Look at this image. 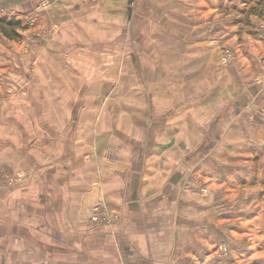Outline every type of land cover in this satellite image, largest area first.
<instances>
[{
	"label": "clouds",
	"instance_id": "9594fccd",
	"mask_svg": "<svg viewBox=\"0 0 264 264\" xmlns=\"http://www.w3.org/2000/svg\"><path fill=\"white\" fill-rule=\"evenodd\" d=\"M203 5L204 0H0V16L7 14V20L0 22V130L5 136L20 137L24 129L18 133L19 124L36 128L62 122L68 129L63 133L64 147L70 153L82 131L77 118L89 106L84 102L95 100L91 108L99 109L107 103L105 96H114L134 75L151 78L143 55L152 44L155 53L175 61L169 80L175 86V106L169 116L175 118L176 130L186 131V147L173 171L183 168L195 176L193 169L211 168L218 157L252 150L251 144L260 145L255 150L264 155V103L253 106L249 94L241 95L242 90L257 91L250 81L264 84V64L258 62L249 72L241 63L240 50L250 45L237 44L235 39L221 43L223 36H209L205 24L197 23ZM13 17L18 23L10 27ZM164 17L166 25L156 34L153 21ZM250 18L264 39V15ZM245 24L242 20L239 27L243 30ZM176 34H182L178 43L168 38ZM198 40L204 43L198 46ZM260 55L264 56V47ZM193 113L205 123H195ZM224 121L230 128L222 139L217 127ZM29 136L16 149L7 146L5 152L14 157L15 151L31 148L34 154L38 142L34 144ZM216 144H223L221 151L209 152ZM81 171L79 180L89 185L96 181L97 194L91 202H75L78 208L55 236L56 247H45L50 241L41 245L0 239L2 264H187L191 254L187 247L196 241V228L182 221V227H174L175 213L166 223L154 221L155 213L147 208L138 217L130 207L125 213L126 205L136 203L129 189L127 194L105 191L103 180ZM198 179L190 187H198ZM230 179L226 177L225 183ZM116 197L125 204L112 212ZM228 211L217 201L198 214L200 222L195 224L213 225L218 214ZM105 222L107 228L102 226Z\"/></svg>",
	"mask_w": 264,
	"mask_h": 264
},
{
	"label": "crops",
	"instance_id": "0c3cea01",
	"mask_svg": "<svg viewBox=\"0 0 264 264\" xmlns=\"http://www.w3.org/2000/svg\"><path fill=\"white\" fill-rule=\"evenodd\" d=\"M228 2L229 0H204V5L198 9L202 13V17L197 23L205 24L206 29L209 30V36H215L217 39L223 36L221 43L232 40L235 34L232 33L234 26L230 21L229 9L226 7ZM195 26L194 24L193 27ZM180 35L182 34L175 37V42H179ZM203 43V40L196 41L198 46ZM255 47L256 43L251 50H254ZM250 57H252L251 53ZM249 83L251 88H255L257 91L251 94L250 89H246L242 90L241 95L249 94L248 103L253 106L264 103V84L261 82L251 83V81ZM170 92V85H168L166 97L173 102ZM166 103L164 101L157 107L166 109V107L174 108L175 106L171 102ZM106 104L112 106L115 103L110 101ZM152 107H156V105ZM192 115L195 123H205L195 113ZM257 116H259V112L253 119H256ZM115 118L119 117L114 115ZM91 120L82 109L77 118V123L82 125V131L78 133L75 149L70 153L66 152L64 147L63 133L68 129L63 126L62 122L48 123V128L52 131L44 132L34 131L31 126L25 128L24 124L17 122L19 127L16 131L19 133L21 129H24L20 137L5 136L0 130V140L4 141V143H0V162L8 169L25 170L30 175L23 186L0 193V239L5 243L11 241L41 245H45V241H50L45 247L54 249L57 244L55 236L60 233L64 223L70 219L73 209L78 208L75 202L81 199L91 202L96 197V181L89 185L86 181L79 180V177L84 175L81 169H84L104 181L105 191L116 193L123 191L127 194L129 189L133 193L131 199L136 203L126 205L125 213L130 207V212L138 217L139 211L143 212L147 208L150 212L155 213L152 219L160 223H166L172 219L173 213H175L174 227H182V221L190 223L189 227L196 228L197 231L193 233L196 236V241H192L187 247V251L191 252L187 264L194 262L195 259H198L196 261L198 264H264V211L243 212L240 217L236 215L235 221L228 220L226 227L223 228L215 223L208 225L206 221L195 224L200 222L198 214L206 212L208 209V204L205 206L204 201L211 202V199L177 191L179 183L182 184L189 172L183 168L173 171L174 168L179 167L176 161L180 152L186 147V131L175 129L174 117L165 113V117L160 121L162 131L147 144L146 148L143 140L135 135H127L125 137V141L128 142L127 147L122 150V154L120 153L119 163L110 168L101 163V160L104 161L102 154L101 159L96 161L97 166H88L87 163H84L85 155L91 151L86 145L87 124ZM38 125L36 128H39ZM225 125H227V121L217 127L222 139L227 137L228 128H230ZM114 132L107 131L115 137ZM24 136L34 137V144L38 142L34 154H30L33 152L31 148L27 151L23 148L15 151L14 157L5 152V148L9 145L12 149H16V145L21 142ZM103 138L100 137L98 140L103 142ZM116 138L119 139L118 136ZM95 140L97 139L95 138ZM200 142L204 145L203 139ZM45 143L50 150L41 151V144L45 146ZM258 147L260 145H248V148L252 150L241 149L237 155L226 159L222 156L218 157L212 162L213 167L204 171L193 169V172L195 176L202 178L208 188L214 191L222 188L227 192L234 185L232 182L243 175L250 183L255 180L256 184L259 183L258 186L264 187V155L254 156L258 152L255 150ZM93 148L96 150L99 147L95 143ZM222 148L223 144H216L215 149L209 147V152H219ZM141 149H145V151ZM136 151H142V154L146 152L144 163L140 168H137L135 164ZM94 155L96 156L97 153ZM186 159L187 157H184V160ZM49 160L51 165L47 162ZM41 169H43L42 173ZM222 169L224 170L222 171ZM77 173L80 174L76 175ZM226 177L231 178L228 183H225ZM240 183L238 182V184ZM175 193L184 195L186 199L178 200ZM248 198L259 200V196H249ZM122 204H125L122 198H114V207L111 211L115 212ZM82 227L86 226L82 225ZM218 238H222V242H219ZM220 243L224 248L223 255L217 249ZM196 262L194 264H197ZM0 264H2V259H0Z\"/></svg>",
	"mask_w": 264,
	"mask_h": 264
},
{
	"label": "rangeland",
	"instance_id": "374dc122",
	"mask_svg": "<svg viewBox=\"0 0 264 264\" xmlns=\"http://www.w3.org/2000/svg\"><path fill=\"white\" fill-rule=\"evenodd\" d=\"M116 2H118V0H116ZM240 5H243V7H240ZM226 7L229 9L228 14L230 15V21L234 26V28H232V33H235L233 39H235L237 44L250 45L247 48H241L240 54L244 58L241 63L244 64L245 68L249 71H254L255 65L258 62L264 64V56L260 55V49L264 47V39L260 38L258 26L253 23L250 17L256 16L257 19H259L264 15V0H239V3H236L235 0H229ZM231 13H235V15L233 16ZM0 17L7 19V14L5 13V15ZM172 18L175 19V16ZM12 20L16 21L15 17H13ZM167 20L168 18L164 17L161 18L158 23L153 21V25L157 29L156 34L163 31ZM242 20H246L243 30L239 27ZM156 34H154L153 39H155ZM177 36L178 34L169 36L168 38L175 41V37ZM245 37H247V39H245ZM156 43L160 44V41ZM254 43H256V47L254 50H251ZM154 48V45L149 44L143 55L144 67L150 73L151 78L144 79L139 74L134 75L126 86L117 88L114 96H105V101H113V103H115L114 105L112 104V106L105 103L99 109L92 110L91 106H94L96 101L84 102L89 105L84 108L86 116L92 119L91 122L87 124L86 131V145L87 148L91 150L84 157V163H87L86 165L97 166L96 161L101 159L100 156L102 154V159L104 161L102 162L101 160V163L104 166L108 168L114 165L116 166L117 163H119L118 157L120 153L122 154V150L127 147L128 142L125 141L127 135H135L137 138L143 140L146 148L147 144L162 131L160 121L165 117V113L169 114L174 108L166 107V109H163L157 106L164 103V101L174 104V101L172 102L167 99L166 91L168 85H170V95L172 99L174 85L170 83L169 80L172 74L171 65L174 64L175 61L170 60L167 55L163 53H155ZM250 53L252 57H250ZM257 57H259V61H257ZM76 102L79 103L80 101L77 100ZM153 105H156V107H152ZM114 115H117L119 118L114 119ZM48 126V122H45L43 125H38L39 128H34V131H52ZM107 131H115V137L112 136L111 133H107ZM116 136H118L119 139L116 138ZM100 137H104L103 142L98 140ZM95 138L97 140H95ZM0 143H4V141L0 140ZM95 143L99 148L93 150ZM48 150L50 149L47 147L46 143L45 146L41 144V151ZM141 150L145 151V149ZM95 153H97L96 156L94 155ZM136 153L135 164L137 168H140L144 163V155L146 152L142 154V151H136ZM255 155L260 156V153L256 152L254 156ZM87 172L91 174L89 170H87ZM79 174L77 173L76 175ZM29 176L30 175L25 170H11L0 162V193L4 190L10 191L19 186H23L28 181ZM196 177L199 178L198 181H196L199 186L190 187L193 181L196 180ZM238 182L241 183L238 184ZM232 183H234V185H232L231 189L227 192L222 188L214 191L205 185L201 177L193 176L189 173L188 177H186V179L184 178L182 184L180 185L179 183V189H177V191L190 195L196 194L211 199V202L207 205L208 207L216 205L217 201H219L221 205L228 206L231 211L218 214L217 222L215 223V225L223 228L226 227L228 220L235 221L234 218H237L236 215L240 217L243 212L264 211V187L258 186L259 183L256 184L255 180L250 183L245 175L240 176ZM249 196H259V200H252L248 198ZM85 226L87 227V225ZM102 226L107 228V222ZM218 241L222 242V238H218ZM217 249L223 255L224 248L222 247V243L217 246ZM197 260L198 259H195L194 262H190L189 264H194ZM196 263L198 264V262Z\"/></svg>",
	"mask_w": 264,
	"mask_h": 264
},
{
	"label": "trees",
	"instance_id": "16d2710c",
	"mask_svg": "<svg viewBox=\"0 0 264 264\" xmlns=\"http://www.w3.org/2000/svg\"><path fill=\"white\" fill-rule=\"evenodd\" d=\"M4 20H7L6 18H1L0 17V22H3ZM14 23H18V21H14V20H9L8 21V25L11 27L13 26Z\"/></svg>",
	"mask_w": 264,
	"mask_h": 264
}]
</instances>
